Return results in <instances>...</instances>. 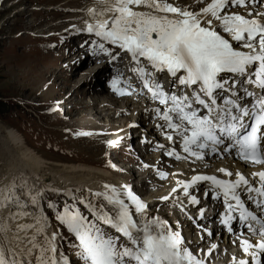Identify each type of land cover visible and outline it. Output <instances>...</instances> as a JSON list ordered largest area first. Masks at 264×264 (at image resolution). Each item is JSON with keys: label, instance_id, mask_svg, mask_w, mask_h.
I'll list each match as a JSON object with an SVG mask.
<instances>
[{"label": "snow or ice", "instance_id": "1", "mask_svg": "<svg viewBox=\"0 0 264 264\" xmlns=\"http://www.w3.org/2000/svg\"><path fill=\"white\" fill-rule=\"evenodd\" d=\"M100 3L99 9L87 10L93 20L85 21L83 29H75L93 34L100 42L93 39L90 45L82 47H87L94 57L107 56L109 62L117 60L122 52L129 56L130 71L141 81L142 89L163 106L152 110L155 117L163 121L156 127L166 140L172 143L178 140L186 154L184 159L200 160L206 155L234 152L249 165L264 164V3L209 0L197 11L189 10L188 6H174L168 0H100ZM138 7L145 10H137ZM234 8H244L245 13L233 11ZM106 13L111 15L106 17ZM165 72L170 78L168 90L156 75ZM120 83L121 75L113 76L110 80L113 91L117 95L130 94L128 80H124L123 86H118ZM106 143L112 145L116 141ZM166 154L181 158L175 148ZM217 171L229 177L234 175L235 179L196 174L188 181L177 180L176 187L189 193L190 186L197 181L209 182L205 195L223 198L220 223L229 232L233 231L231 222L237 218L236 214L241 223L255 221L259 224L260 239L254 244L240 239L239 246L250 254L252 264H260L258 255L264 252V219H258L246 207L240 192H248L247 199L264 210V169L249 173L258 177L260 187L255 188L239 170L232 173L221 167ZM26 185V179L22 178L17 185L13 178L0 189V207H23L16 189L23 187L24 194L28 195ZM44 191L41 188L31 194L33 206L38 205ZM48 191L72 197L71 202L66 201L59 210L51 201L48 207L54 211L55 220L74 237L71 247L81 264H205L179 230H173L159 216L147 214V204L128 186L104 183L102 190L85 189L91 201L82 193L77 197L71 189L49 188ZM175 191L173 188L172 192ZM77 192L81 190L77 188ZM253 192L257 194L255 198ZM98 198H102L99 210L95 204ZM188 199L197 202L195 196L189 195ZM77 200L91 213V219L81 212ZM36 210L42 209L37 207ZM200 212L203 214L204 209ZM41 220L47 217L36 221L39 227L35 228L28 246H19L18 250L9 247L6 252L0 247V264H69L63 250L58 251V232L47 234ZM101 223L119 235L105 232ZM248 227L253 231L251 224ZM32 228L31 223L17 225L18 230ZM6 231L5 221L0 223V233ZM120 236L127 243H119ZM37 237L41 242H37ZM216 247L213 244L208 251ZM233 264H248V261L234 258Z\"/></svg>", "mask_w": 264, "mask_h": 264}, {"label": "rangeland", "instance_id": "2", "mask_svg": "<svg viewBox=\"0 0 264 264\" xmlns=\"http://www.w3.org/2000/svg\"><path fill=\"white\" fill-rule=\"evenodd\" d=\"M64 1L65 0H0V126L1 128H13L16 130L30 149L35 150L43 159L51 161L50 163H74L78 162L79 158L84 160L85 158H92L93 155L98 152V149H96L94 145L97 144L96 138L106 136H101L99 132H96L94 126L87 131H82L80 128L76 129V131L71 130L72 124H75L76 120H80L82 114L83 116L86 114L89 115V108H84V105L81 106L80 104L84 103L83 100L86 101L88 99L87 96H85L83 100L76 96L75 100L80 102L74 105L72 102L64 104L62 107L54 105L63 94L67 95L69 91L72 90L71 85L73 86L77 83V79H79L80 76L78 75L73 82L71 81V85H67L65 79L68 78L69 70L67 71L66 67H70L75 62L78 63L83 61V58L86 59L91 57L87 47H82L83 45H90L93 39H97V42H100L99 39L92 34L87 35L83 34L84 32L80 31L79 33V31L76 32L75 30L79 29L75 24L80 21L77 11H79V8H81L83 4L81 3V6H78L79 3L69 6L70 4H62ZM85 1L88 2L91 0ZM206 1L207 0H203V2ZM170 3L175 5L174 0H171ZM259 3L260 1L258 4ZM199 8V6L196 7V9ZM113 50L116 51L115 49ZM97 60L100 62L97 63ZM91 64L96 65V68H90ZM101 64H104L102 67L103 73L101 71L99 73L103 75V80L102 78H99V80L97 77H95V80H97V82H102L103 86L107 87V85L110 84V80L115 75H121L122 83L125 79L135 78V73L131 72L133 74H130L127 71L132 67V63H130V58H127L126 54L111 62H109L107 56L95 57L89 62L81 64L77 69L90 66L88 70L92 69L94 72ZM119 65L122 70L115 72L114 69L116 67H118L119 70ZM54 74H59L60 76L54 77ZM134 86L138 88L137 85ZM143 90L139 93L141 98H143V102L145 105L147 104V106H151L150 104L153 105L151 101V103L144 101L146 95L143 93ZM108 91L110 93L114 92L112 88H109ZM113 98L122 101L123 95H117L114 92ZM133 101L129 104V107L132 109L137 105ZM54 106L56 107L54 111H48V109H52ZM70 107L72 108L69 109ZM66 109L69 111V114L71 113V116L65 113ZM74 110L76 112L72 113ZM143 112H146L143 113V117H149L150 119L148 125L151 124L156 127L155 124H158L159 119L155 117V113L152 109L149 111L144 110ZM107 118V114H101V117L96 118L95 121L104 122ZM70 119H73V122L70 121ZM136 126L138 127V125ZM136 126L130 128L128 135L123 136L121 140L119 139L116 142L117 146L116 148H112L113 151L104 150L101 152L103 155L101 158V165L105 166V170H108L107 172H110L114 178L121 181L123 180L125 183L129 182L130 186H132V184H139L141 179L146 180L147 183H144V186L147 187L146 190L142 189V191L137 192L139 197L145 199L150 193L155 192L156 187L150 185V182H154L155 179L157 181L167 182L170 178L169 175H171L168 170H174L177 165L179 166V162L177 160H172L170 164L165 162L166 167H164L158 163H153V161H148L146 158V151L152 155L157 153L158 160L161 157V151L147 148V146L153 143L142 142L141 139L140 144L137 143L139 137L136 135L139 131L136 130ZM156 130V134L162 133L158 128H156ZM76 132H90L92 136L74 135ZM2 134L4 135L5 133L3 132ZM2 134L0 135V167L3 166L4 160L7 159L5 148L1 142ZM109 136L112 137L110 134ZM89 138L92 139V142L87 141ZM163 138H165L164 135L160 136L159 142H163L165 140ZM145 139L148 138L145 137ZM149 139H152V137H149ZM136 147L140 148L139 152H136ZM125 159L131 163L127 164L122 162V160ZM184 162L185 161L182 163ZM145 163L146 165H144ZM163 170L167 173L161 176L160 173H165ZM6 174L7 173H4L3 176ZM1 177L2 176H0V178ZM6 178V181L11 182L13 178L16 177H9L6 175ZM21 179L22 177H20L18 181L16 180L17 185L20 184ZM27 183L30 187L26 185V188L34 193L38 192L41 188L45 189L42 195L43 198L38 207L42 209L41 212L47 217V222H49L51 229L49 231L58 232V239L56 241L58 251L60 249L63 250L64 254L69 258V264H81L80 259L75 255V249L71 247L75 242L74 237L67 232L64 226L55 220L54 211L48 207V202L51 201L57 210H59L66 201L70 203L72 197L65 194L57 195L55 192L48 191L49 188L41 187L33 182L29 183L27 181ZM17 188L19 192L18 195H20L23 187L18 186ZM165 188L166 187H163V189ZM75 195L78 197L77 193H75ZM77 206L82 213L88 215L89 219L92 218L91 213H89L82 204H79L78 200ZM172 209L173 207L170 208L166 205H159L157 207V210H161L163 213H171L170 215L172 217H176L175 211ZM4 221H6L5 215L3 216L0 212V223H4ZM100 227L113 236L118 235L102 223ZM32 229L31 232H34L35 229ZM28 230L30 229H27V231ZM185 231L188 233V229L186 230L185 228ZM212 238H214L213 235ZM212 238H210V241L215 239ZM7 240L6 233H0V247L4 248L5 252L9 247L8 242L10 240ZM119 243L127 242L120 237Z\"/></svg>", "mask_w": 264, "mask_h": 264}, {"label": "bare ground", "instance_id": "3", "mask_svg": "<svg viewBox=\"0 0 264 264\" xmlns=\"http://www.w3.org/2000/svg\"><path fill=\"white\" fill-rule=\"evenodd\" d=\"M81 1L82 0H65L64 3H62L65 5L70 4L69 6H72V5L78 4V3H79L78 6H81L83 4L82 7L79 8V11H77V15L79 16L80 21L77 24H75V26L79 29L84 28V26H85L84 22L85 21L91 22L94 18L92 15H90L88 13L87 10L89 8H92V7H95L97 9H99L101 7L100 0H91L88 2H86L85 0L82 2ZM170 1L171 0H168L169 3H170ZM259 1H260V3H264V0H258V2ZM174 2H175L176 6H179L182 8L184 6H188V8L191 11H197L198 10V9H196L197 6H199V7L205 6V4L209 2V0H207L206 2H203V0H174ZM137 10L143 11L145 9L142 7H138ZM233 11H239L242 14L245 13L244 8L233 9ZM108 15H111V13L105 14L106 17ZM81 32H84L83 34H87V35L89 34L85 31H81ZM79 33H80V31H79ZM74 47H76V46H74ZM81 49H82V47H81ZM114 49L116 51H119L118 48H114ZM123 55L125 56V53L122 52L119 57H121ZM93 58H95V57L91 55V57H89V58H86V59L83 58V61H80L78 63L75 62L70 67H68V68L66 67L67 71L69 70L68 78L65 79V81H66L65 83L67 85H71L70 84L71 81L73 82V80L75 78H77L78 75H80V76H79V79H77V83H75L73 86L71 85L72 90H70V91L68 90L69 93L67 95L63 94V96H61V98L57 102H55L54 105L57 107H59V106L62 107L64 104H68L69 102H72L74 105L77 102L78 103L80 102L78 100H75L76 96L79 97V99H81V100H83L85 98V96L88 97V99L86 101L83 100L84 103H80V104H81V106L84 105L83 106L84 108H89V110H90L88 112L89 115L86 114L85 116H83V114H82V116H81L82 118L80 120H76L75 124H72L71 130L76 131V129L80 128L82 131H87L89 128L94 126V128L96 129L95 131L99 132L101 136L106 135L104 137H97L96 138L97 144H94V145H95L96 149H98V152H96L93 155V157L95 159L93 157L89 158V159L85 158V160L82 158H79L78 162H74V163H59V162L50 163L51 161H49L47 159H43L42 156L39 155L35 150L30 149L28 147V145L25 143V141L22 140V138L20 137L21 135L16 130H14L13 128H5V127L1 128V126H0V135L3 132L5 133L4 135L2 134L1 142L3 143L2 145L5 148L6 156H7V159L4 160L3 166L0 167V173H1L0 176L3 177V178L2 177L0 178V189H2L5 185H7L9 183L8 181H6L7 180L6 175H8L9 177L15 176L17 181L20 177H22L23 179H26L29 183L33 182V183L40 185L41 187L71 189L74 194L77 193L79 196L82 193L85 196V198L90 200V201H91V198L89 197L88 193L84 190L85 189H92L93 191L102 190V185L104 183H109L112 185H116L118 187L119 186H128L131 189V191L135 195L138 196L137 192L142 191V189L146 190L147 187L144 186L145 185L144 183L145 182L147 183L146 180L141 179L139 184H136V185L132 184V186H130L129 184H126L123 180L121 181V180L114 178V176L110 172H107L108 170H105L106 169L105 166L101 165L102 164L101 158L103 156L101 154V152L104 150H110L111 151L112 148H116V146H117L116 143L109 145L106 143V141L111 140V141L117 142L119 139L121 140V138L123 136L128 135V131L130 128L138 125V127L137 126L135 127L136 130L139 127H143V131H142L143 133H140V137H139L137 143L140 144V139L142 140V142L145 141L146 143H153L150 146L146 145L147 148L160 150L162 153V154L160 153L161 157L158 160V158H157L158 154L157 153L155 155H152V154H149L148 151H146V155H147L146 158L148 159V161L149 160L153 161V163H156V164L158 163L159 165H162L164 167H166L165 162L168 164H170L172 160H177L179 162L178 163L179 166L177 165L176 168H174V170L169 171L167 169L168 172L171 173V175H169L170 178L168 179L167 182L157 181L156 179H155L156 181L154 180V182H150V185H153L154 187H156L154 193L153 192L150 193L148 196H146L145 199L138 196L143 202H145L147 204L146 211H147L148 215L159 216L163 220L167 221L169 226L173 230H179L181 232L182 236L184 237V240L186 241L188 246L191 248V250L199 258L203 259L205 261V264H214L216 262L215 261L216 256L218 254H222V252H225V254H224L225 257L232 256L233 253L230 252L229 249L235 248L236 246H239L240 239H248L250 241V243H253V244L257 240H259V239H256V237L259 233L252 234L249 231V227H246V229H248V230H245L246 232L244 231V233L242 235H238V231H240L242 228H241V222L237 217L236 219L233 220V222L231 224L232 229L235 231L227 235V243L224 242V239H222V237H221L222 234H221L220 241H219V239L217 241L218 242L216 245L217 247L212 249L211 252H209L208 249H210L212 247V244H214L215 241H213V240L210 241L211 239L208 238L210 233L212 234L213 230L207 229L206 225L208 223H211L214 226V228L223 229L222 225L220 224V214L223 213V212H221V208H222L223 204L218 208L219 211H217L216 213L212 212L211 214H209L210 216L207 215V216H209L208 218L205 216V214H203V218H200V217H198L197 209L201 208L200 206H202V203L203 204L212 203L213 204L212 209L215 211V208H216L215 200H210L209 195H207L206 198H204L202 200L201 204L198 201L196 204L193 205V208L191 206H190V208L189 207L186 208L189 205L183 204L182 201L185 200V198L187 196H189L190 194L184 193L182 190V187H176L175 184H176L177 180L184 181L185 179L187 180L188 178H191L193 175H196V174L216 175L218 178H221V179H233V178H235L234 175L229 177V176H226L223 173H220L217 171L218 168L228 167L229 171H231L232 173H235L237 170H239L240 172L245 174L247 179L250 181V186L255 188V187H260V185L258 183V177H253V176L249 175V173L260 171V170L264 169V167H261V165H255V166H250V167L246 168L241 162L237 161L233 156H231L232 154L231 155H229V154H223V155L211 154V155H206L205 158L200 159V160H197V159L192 158V157H190L188 159H184V156L186 154H184L182 152V150L180 148H178V146H177L178 140L176 143H172V142L166 140V138H163L165 140L163 142H161V141L159 142V138L163 134L162 133L156 134L155 131H157L156 130L157 127H154L151 124L148 126V122L150 120L149 117H143V113H146V112H143L144 110L149 111L150 109L153 110L156 107L162 108L163 106L159 105L158 102H155L153 100H150L153 103V105L152 104H150L151 106H147V104L145 105V103L143 102V98H141V96L139 94L143 89H142V85L139 83L138 79H134V80L133 79H127L131 85V87L128 90L130 94H122L123 95L122 101L113 98L114 92L110 93L108 91L109 88H111L110 84L107 85V87H106V86H103L102 82H97V80H95V77H97L98 79L102 78V80H103V77H102L103 75H101L99 72L101 71L103 73L102 67L104 66V64L99 65V68L94 70V72L92 71V69L88 70L89 67L92 66L93 64H91L88 67L85 66V67H82L80 69H77V68H79V66L81 64H84L85 62H89ZM127 58H129V57L127 56ZM145 64H146V62H145ZM130 69L131 68H129L127 71L130 74H133V73H131L132 71H130ZM63 70H64V68H63ZM120 70H122L120 65H119V70H118V67H116L114 69L115 72L120 71ZM53 76L57 77L60 75L54 74ZM134 85H137L138 88H136ZM119 86H123L122 81H121ZM60 91H62V90H60ZM138 94L140 97L138 96ZM61 95H62V92H61ZM148 100L149 99L144 97V101L148 102ZM132 101L137 104L135 106V108H133V109L129 107V104ZM55 106L52 109H55L56 108ZM71 108L72 107H70L69 109H71ZM75 112L76 111L74 110L72 113H75ZM65 113L69 114V111L66 109ZM70 114L68 116H71ZM101 114H107L108 115L107 120L104 122L95 121L96 118L101 117ZM70 121L73 122V119H70ZM156 121H157V119H156ZM143 123H145V124H143ZM161 123H163V121L158 120V124H161ZM155 125H157V124H155ZM158 130H160V129H158ZM109 134L112 137H110ZM145 137L148 139H145ZM149 137H152V139H149ZM161 139H162V137H161ZM175 139L176 138L174 137V140ZM87 141L92 142V139L89 138V139H87ZM138 147H136V152L137 151L139 152L140 148H138ZM78 148H79V146H78ZM91 148H93V147H91ZM172 148L176 149V152L181 157L180 159H177L175 155L169 156L166 154L167 151L171 150ZM77 151H78V149H77ZM183 161H185V162L182 163ZM144 165H146V163ZM163 172H165V171L163 170ZM4 173H7V174L5 176H3ZM165 173H167V172H165ZM5 178H6V180H5ZM142 184H143V186H142ZM165 184H166V186H165ZM202 184H209V182L205 181V183L203 182ZM173 185H175L174 188H176V191L167 194V192L171 189V187ZM161 186L166 187V188L163 189V187H161ZM27 187H30L28 183H27ZM203 187H206V185ZM77 188H79L81 190V192H77ZM192 189L195 190L194 193L199 192V188H198L197 184L192 186ZM200 189H202V188H200ZM27 190L29 193L28 195L24 194L25 188H23L21 190V193L19 195L20 201L24 205L23 207H19L17 205H7V206L0 207V212L3 214V216L5 215L6 222L8 225V231L5 232L7 239L10 240L8 242V246L12 247L13 249H16V250H18L19 246H28L30 238H31L32 234L34 233V232H31V229L28 230L30 232H28L27 229L26 230H18L17 225L31 223V224H33V228L35 229V228L39 227V225L36 223V221L38 219H40V217L45 216L44 213L36 210L38 205H39V202H38L37 206H33L30 203L31 194H35V193L29 189H27ZM143 193H144V191H143ZM16 194L17 195L19 194L18 188L16 189ZM240 195H241L242 200H244L245 204L248 205L249 208L259 209L255 202L249 201L247 199V197L249 195L248 192L241 190ZM256 195L257 194L255 192L252 193V196L254 198L256 197ZM165 196H167L168 199L162 200L161 197H165ZM173 197L178 198L177 202L173 201V199H172ZM187 200H188L187 204H189V199H187ZM216 200H220L223 202L222 197L217 198ZM101 202H102V198H98L95 201V204H96V207L98 210H99V206H100ZM198 204H200V205H198ZM159 205H166L170 208L173 207L172 210L175 211L176 217H172L170 215L171 213L170 214L167 212L163 213L161 210H157V207ZM181 205H182V211L180 210ZM21 212L28 213V214L21 216V215H19V213H21ZM177 212H179L180 214ZM12 213L16 214L15 218H13V216L11 215ZM262 219H264V215L262 216ZM41 223H43L46 226V233L51 234L52 232L49 231V230H51L49 222H47V220H41ZM183 225H184V227H183ZM104 226L109 227L111 230H113L115 232V230L112 229L110 226H108V225H104ZM185 228H186V230L188 229V233L185 231ZM235 228H237V229H235ZM252 228H253V231L256 230V227L252 226ZM242 236H245L246 238H244ZM120 237L124 241H126L122 236H120ZM212 239H214V238H212ZM208 241H209V243H208ZM37 242H41L39 237H37ZM238 253L244 254V252L242 250H240V252H238ZM243 256H246L245 260L248 261V264H252L250 254H244ZM234 258L235 259L238 258L237 260L243 259V258L239 257L238 254H235V257H231L228 260V262L224 261L223 264H233ZM225 259H227V258H225ZM258 259H259L260 264H264V252L259 253ZM231 260H232V262H230Z\"/></svg>", "mask_w": 264, "mask_h": 264}]
</instances>
